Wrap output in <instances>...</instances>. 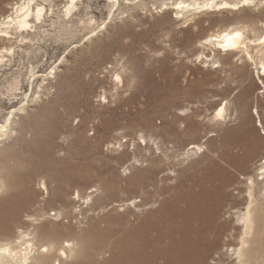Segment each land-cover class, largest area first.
I'll use <instances>...</instances> for the list:
<instances>
[{
	"label": "rangeland",
	"instance_id": "374dc122",
	"mask_svg": "<svg viewBox=\"0 0 264 264\" xmlns=\"http://www.w3.org/2000/svg\"><path fill=\"white\" fill-rule=\"evenodd\" d=\"M210 1L34 0L44 10L32 27L0 36V125L10 119L0 137L1 190L29 203L27 214L45 206L54 236L74 239L64 264H236L217 254L235 243L233 226L213 249L200 236L201 216L205 204L217 208L219 190L231 195L220 220L229 202H242V172L226 168L220 180L214 149L237 124L264 137V69L200 41L234 23L259 26L264 8L202 7ZM15 3L27 0H0V31ZM180 3L190 5L178 18ZM219 104L225 118L212 120ZM192 144L202 147L191 152ZM263 162L264 141L244 173ZM76 190H97L94 206L79 200L74 217L63 218ZM262 252L255 264H264Z\"/></svg>",
	"mask_w": 264,
	"mask_h": 264
},
{
	"label": "bare ground",
	"instance_id": "6f19581e",
	"mask_svg": "<svg viewBox=\"0 0 264 264\" xmlns=\"http://www.w3.org/2000/svg\"><path fill=\"white\" fill-rule=\"evenodd\" d=\"M33 1L27 0V3H15V15L12 16L11 13L4 17L2 16V25L6 29L0 31L2 32L0 36L9 37L7 28L11 26H14L19 31H25L29 29L28 27H32L31 22L35 18L39 19L44 10V8L38 7L35 11L32 7ZM189 5L180 3L176 6V9L181 8L180 11L176 12L178 18L185 16L183 9L189 7ZM204 6H211L215 10L238 11L248 6L264 8V0H249L247 3L245 0H214L203 4L202 7ZM73 7L74 5L68 6L66 9L67 13ZM200 45L204 47L211 46L217 53H223L224 55L234 52L236 54L240 53L255 68L259 66L260 69H264V22H261L259 26L245 22L231 24L205 36L200 41ZM199 58H202V55ZM203 58L213 61V57L209 58L204 55ZM214 62H218V60L215 59L212 63ZM260 75L264 76L263 73ZM117 79H119V76H117ZM224 105L221 106L219 104L217 106L215 110L219 107L220 109L218 114L213 115L212 120H218L219 116L225 118L226 104ZM257 118L258 122H260L261 130L264 131V116L257 114ZM9 120L8 117L5 123L0 125V137L6 131ZM256 130L257 128L254 126L245 129V127L242 128L240 124H237L231 130H228L232 132L233 138L227 140L223 139L222 136L218 138L219 141L214 149L215 159L218 161L220 168L218 178L220 180L224 179L226 168L242 172L243 176L241 177L245 180V188L237 190L242 202L233 206L229 202L224 208L227 217L224 220H220L222 214L218 212V206L225 203L228 197L231 198V195L227 194V190H219L213 199L217 203V208L215 206L210 207L207 203L205 204L206 208H204L206 212L201 216L204 219L206 218L207 223L205 226L202 225L200 236L204 245L209 242L208 245L213 249L217 247L222 233L230 225L233 226L229 229L227 237L233 239L235 243L226 245L225 248L223 247L224 249L221 247L222 249L220 248V252H217V254L228 256L236 264H255L259 259V252L263 251L262 253H264V162L257 166L254 172L244 173L245 161L253 157L255 147L264 141V137L260 136ZM240 132H243L244 135L241 136L242 133ZM201 147L199 144H192L190 149H194L191 152H195ZM229 150L232 151V156L228 155V152H231ZM235 155L241 156V162L238 161ZM151 176L154 178L152 173L149 174V178L147 176L140 177L138 187L142 188L150 185L149 179ZM220 184L223 185L222 188H226L225 183ZM42 187L45 189L46 186L44 187V184H42ZM1 189L2 184H0V264H64L68 258L74 256L76 242H74L73 238L60 241L54 236L51 226L47 225L49 220L45 217V206H42L41 214H27L29 203H22L9 190ZM93 191L97 190H91L88 195L84 196L83 192L76 190L75 197L77 199H72L73 203L68 199L69 208L63 209V218L74 217V213L77 211L75 205L79 200L85 202L88 209L92 208L94 204L91 201L90 194ZM111 204L112 202L110 201L108 204L103 203L100 206L104 210ZM134 205L137 208L138 203ZM78 211L80 212L81 209H78ZM22 212H26L25 216H27V219L22 220L19 217ZM145 227L146 229L143 232L148 233L151 227L148 224ZM209 235H211V238H209ZM257 264H260V262Z\"/></svg>",
	"mask_w": 264,
	"mask_h": 264
},
{
	"label": "snow or ice",
	"instance_id": "6c2138e0",
	"mask_svg": "<svg viewBox=\"0 0 264 264\" xmlns=\"http://www.w3.org/2000/svg\"><path fill=\"white\" fill-rule=\"evenodd\" d=\"M245 2L247 3V2H249V0H245ZM238 35V34H237ZM234 46V45H233Z\"/></svg>",
	"mask_w": 264,
	"mask_h": 264
}]
</instances>
